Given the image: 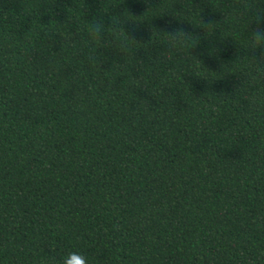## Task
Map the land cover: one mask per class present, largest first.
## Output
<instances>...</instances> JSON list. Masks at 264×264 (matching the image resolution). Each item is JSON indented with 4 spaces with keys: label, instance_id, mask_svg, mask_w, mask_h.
Here are the masks:
<instances>
[{
    "label": "trees",
    "instance_id": "obj_1",
    "mask_svg": "<svg viewBox=\"0 0 264 264\" xmlns=\"http://www.w3.org/2000/svg\"><path fill=\"white\" fill-rule=\"evenodd\" d=\"M264 0H0V264H264Z\"/></svg>",
    "mask_w": 264,
    "mask_h": 264
},
{
    "label": "clouds",
    "instance_id": "obj_2",
    "mask_svg": "<svg viewBox=\"0 0 264 264\" xmlns=\"http://www.w3.org/2000/svg\"><path fill=\"white\" fill-rule=\"evenodd\" d=\"M249 46L264 45V26L259 23H248ZM60 264H89L88 259L79 252L69 251L61 257Z\"/></svg>",
    "mask_w": 264,
    "mask_h": 264
}]
</instances>
